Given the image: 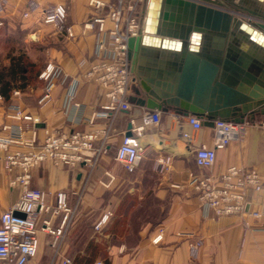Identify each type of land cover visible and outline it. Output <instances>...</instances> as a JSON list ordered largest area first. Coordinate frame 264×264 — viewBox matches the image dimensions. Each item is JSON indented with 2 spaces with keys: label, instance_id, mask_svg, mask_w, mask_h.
Masks as SVG:
<instances>
[{
  "label": "crops",
  "instance_id": "crops-1",
  "mask_svg": "<svg viewBox=\"0 0 264 264\" xmlns=\"http://www.w3.org/2000/svg\"><path fill=\"white\" fill-rule=\"evenodd\" d=\"M7 1L4 26L0 28V126L22 125L24 141L31 139L34 128L38 145L44 139V130H108L106 153L94 164H81L72 170L44 162L31 172L30 187L43 191L49 205L54 204L55 194L59 191L70 196V204L73 192L82 197L79 216L68 223L59 255L71 259L72 264H87L86 261L91 259H104L106 264H264V128L260 126L264 116L256 114L253 120L246 119L247 126L240 139L217 151L214 165L204 171L196 167L192 149L182 139L181 132L189 130L184 125L185 117L206 116V111H192L190 105L166 107L155 110L160 112L161 119L158 125H152L141 121L146 109L131 104L130 110L111 112L108 118L96 119L91 126L87 119L100 112L107 101L103 89L84 77L87 64L79 65L83 60L89 63L96 59V30L82 34V24L97 13L106 16L108 9L95 11L88 5L89 0H33L42 8L65 5L67 24L77 35L75 39H68L52 26L42 24L38 14L29 19L22 18L30 0ZM100 1L107 5L116 3V0ZM257 1L263 9L264 0ZM139 2L146 10V0ZM106 25L109 26V22ZM194 35L197 39L180 45L176 54L158 46L147 48L152 60L135 63L129 101L131 97L178 101L216 98L214 81L209 88L196 86L207 69L213 75L214 68H222L223 63L217 65L215 59L219 52H222V60L225 58L229 40H224L220 47L217 36L208 34L205 38L199 32ZM240 49L249 54L250 46L242 44ZM137 55L140 56V52ZM187 56L192 58L187 60ZM174 57L179 59L178 62H174ZM47 63H54L66 77L55 78L49 100L39 104L45 83L38 75ZM185 81H192L193 86L188 87L189 83ZM12 107H18L38 122L13 120ZM131 119L135 126L143 127L139 143L144 154L135 172L129 174L115 162L114 156ZM201 144L212 147V127L202 126L191 147ZM30 150L32 148L23 144L9 147V152ZM2 156L0 151V215L14 205L21 192L20 185H10L18 170L4 172ZM160 157L171 158L165 173L153 170L155 160ZM230 166L254 168L263 180L261 192L248 193L249 209L262 214L260 220L253 221L255 231L251 235H244L241 217L214 216L200 204L189 187L190 173L218 176ZM174 184L181 188H172ZM91 211L113 213L101 232L94 230V224L90 226L84 222L83 214ZM135 212L139 213L137 217L133 216ZM152 213L158 215L154 217ZM45 219H50L53 229L61 221L60 216H38L37 254L28 264H59L61 259L51 246L52 237L40 230ZM160 229L163 230L162 240L154 244L152 240ZM179 233L202 240L203 246L196 260H191L188 255L190 239L179 237Z\"/></svg>",
  "mask_w": 264,
  "mask_h": 264
},
{
  "label": "built area",
  "instance_id": "built-area-1",
  "mask_svg": "<svg viewBox=\"0 0 264 264\" xmlns=\"http://www.w3.org/2000/svg\"><path fill=\"white\" fill-rule=\"evenodd\" d=\"M138 1L116 0L114 5H107L100 0H89L88 5L95 11L107 8L106 16L96 14L82 24V34L87 30H96V59L79 63L87 64L84 77L97 83L104 91L106 104L100 112L92 114L87 122L94 125L99 118H108L111 112L130 110L129 89L134 82L130 72L127 41L129 38L138 37L143 31L144 15L137 12ZM8 5L7 0H0V28L4 26V15ZM145 12V10H144ZM40 15V21L44 25L52 26L57 32L64 34L68 39H75L72 26L67 24V9L63 4H56L42 8L37 2L30 0L26 3L22 12L23 19H29L33 15ZM109 22V26L106 23ZM64 76L61 69L54 63H47L40 71L38 79L45 83L43 94L39 104L48 101L51 87L55 78ZM66 77V76H64ZM17 94V93H16ZM1 99V97H0ZM14 111L11 118L15 121L38 122L37 118L23 114L18 107H12ZM161 114L159 111L145 110L141 116L144 124L158 125ZM132 128L131 136H123L116 148L114 160L126 173H134L144 154L143 147L139 143L142 126H135L134 120H130ZM184 125L189 130L182 131L181 137L192 149L196 167L200 170H209L215 163L216 152L225 149L229 144L240 139L246 129V122L235 124L222 120H215L212 126V147L201 144L191 147L196 133L202 129V120L197 116L184 118ZM264 128V122L260 125ZM183 126L181 125V128ZM24 127L20 124H4L0 126V151L4 172L18 173L10 181L11 186L20 185L21 192L18 200L7 211L0 215V264H28L34 258L38 249L37 219L40 214L60 216L61 221L57 228L53 229L50 219L42 222L41 231L52 237L51 246L55 255L61 257L59 264H72L71 259L59 255L63 245L64 235L68 223L72 220L73 210L70 206V196L63 191L55 194L54 204L46 203V195L43 191L30 187L31 172L44 162H50L55 167L76 169L81 164H94L95 160L107 150V129L93 131H48L44 130V139L36 144L37 131L31 129V139L24 141ZM14 144L26 145L32 150L22 153L9 152V147ZM170 157H160L155 160L153 170L157 173H165L170 167ZM174 189L181 186L171 185ZM189 187L200 204L216 217H241L244 233L255 231L253 221L261 219L262 214L249 209L250 191L259 193L263 190V180L254 168L230 166L220 175L213 176L210 173H190ZM72 196L79 197L80 193L73 192ZM15 213L22 214L16 216ZM112 213L106 211L94 224V230L101 232L108 223ZM179 237H190L188 242V255L191 260H196L202 247V240L191 238V234L179 233ZM163 230L160 229L153 238L154 244L160 243ZM192 239V240H191ZM93 264H106L103 260H97Z\"/></svg>",
  "mask_w": 264,
  "mask_h": 264
},
{
  "label": "water",
  "instance_id": "water-1",
  "mask_svg": "<svg viewBox=\"0 0 264 264\" xmlns=\"http://www.w3.org/2000/svg\"><path fill=\"white\" fill-rule=\"evenodd\" d=\"M258 4L257 0H146L143 31L127 41L131 73L137 61L148 63L152 60L148 47L158 46L176 54L180 45L197 39L195 32L204 34L205 38L208 34L217 36L220 47L226 39L229 43L225 58L222 60V52H219L215 59L217 65L223 63L222 68H214L213 75L207 69L196 86L209 88L214 81V100L131 97L130 104L149 111L190 105L192 111L208 112L198 117L205 127H212L215 120L243 124L248 118L253 120L256 114L264 116V8ZM242 44L250 46L249 54L240 49ZM178 60L174 57L175 63ZM185 82L189 83L188 87L193 86L192 81ZM157 85L159 87V83ZM131 128L129 124L125 136H131ZM15 215L23 217L19 213Z\"/></svg>",
  "mask_w": 264,
  "mask_h": 264
},
{
  "label": "rangeland",
  "instance_id": "rangeland-1",
  "mask_svg": "<svg viewBox=\"0 0 264 264\" xmlns=\"http://www.w3.org/2000/svg\"><path fill=\"white\" fill-rule=\"evenodd\" d=\"M124 1H127V2H130V1H135V0H124ZM136 1H138V0H136ZM137 12L141 15V20H142V18H143V15H144V7H143V5L142 4H140V2H139V4L137 3ZM81 202H82V197H81V195L79 196V197H75V196H72V201H71V204H70V206L72 207V209H74L73 210V216H72V220H75L76 219V217L77 216H79V207H80V205H81ZM78 207V208H77ZM111 212V211H110ZM112 213V212H111ZM102 214H103V212L101 213V212H97V211H91V212H88V213H85V214H83L84 216H83V219H84V222L87 224V225H93V224H95L96 222H97V220L102 216ZM112 215H113V213H112ZM112 215H111V217H112ZM139 215V213L138 212H135L134 214H133V216L134 217H137ZM152 215L155 217V215L157 216L158 215V213H152ZM111 217L109 218V220L111 219ZM108 220V221H109ZM252 221V223H253V220H251ZM107 225V224H106ZM255 227V226H254ZM247 234H249V235H251V234H254L253 232L252 233H244V235H247ZM133 238V237H132ZM186 238H188V237H186ZM189 239H190V237H189ZM192 240V239H191ZM153 243V242H152ZM202 246H203V244H202ZM202 248V247H201ZM200 251H201V249H200ZM99 260H101V259H99ZM103 261H104V259H102ZM95 261L93 260L92 261V263L91 264H93ZM105 262V261H104Z\"/></svg>",
  "mask_w": 264,
  "mask_h": 264
},
{
  "label": "trees",
  "instance_id": "trees-1",
  "mask_svg": "<svg viewBox=\"0 0 264 264\" xmlns=\"http://www.w3.org/2000/svg\"><path fill=\"white\" fill-rule=\"evenodd\" d=\"M92 261H93L92 259H91V260H87L86 263H87V264H91Z\"/></svg>",
  "mask_w": 264,
  "mask_h": 264
}]
</instances>
